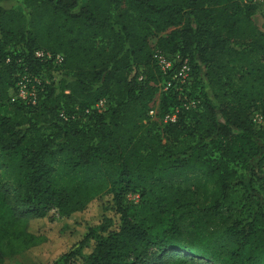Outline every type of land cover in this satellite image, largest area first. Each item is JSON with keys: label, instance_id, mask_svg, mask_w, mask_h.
Listing matches in <instances>:
<instances>
[{"label": "trees", "instance_id": "trees-1", "mask_svg": "<svg viewBox=\"0 0 264 264\" xmlns=\"http://www.w3.org/2000/svg\"><path fill=\"white\" fill-rule=\"evenodd\" d=\"M241 1L25 0L28 19L0 7V264L44 241L34 222L94 205L51 264H264V24ZM37 51L63 56L60 80L11 102L20 75L52 69ZM155 51L190 68L188 93L159 102L160 118L197 102L175 123L148 120L167 78Z\"/></svg>", "mask_w": 264, "mask_h": 264}, {"label": "rangeland", "instance_id": "rangeland-1", "mask_svg": "<svg viewBox=\"0 0 264 264\" xmlns=\"http://www.w3.org/2000/svg\"><path fill=\"white\" fill-rule=\"evenodd\" d=\"M113 2L114 9H112V11L116 12L115 10L117 8L119 9V11H122L124 9L122 0H113ZM241 3L243 5L253 6L254 14L252 16V22L259 30L262 31V26L264 24V4L256 2L255 0H242ZM0 7L10 12L13 11L20 13L27 19L29 18V14L31 12V8L27 4V2H25V0H0ZM171 30L172 29L166 31L164 34H162V36L168 34ZM156 53H159L164 58H166V60L171 63V68L170 70L164 72L160 69V67L155 63L153 59L158 71L162 74V76H167V78H163V80H161L157 84V92L152 103L150 104V110H153L155 115L153 117L148 116V120L159 125H165L162 118L159 117L158 110L161 96L165 94L172 86L174 90L182 94L184 92L185 95L189 91L188 85H190V81L189 76L184 82H181L179 79L174 77L176 71L179 68L177 67L175 69V64H178L180 62V59L178 57L172 58L159 51H155L153 53V56ZM35 56L46 61H51L53 65L52 69H43L39 77L30 76L28 74L20 75L18 77L19 80L16 83L15 91L11 96V102L19 101L23 104L35 105L39 94L43 91L44 85H48L51 82L60 80L63 73V71L61 70V66L64 61L61 54L53 56L49 52L37 51L35 53ZM54 67L56 69H54ZM184 104L185 102L182 103L180 107H177L180 112L181 110H186L184 108ZM108 106L109 104L106 100H101L100 102L95 104L91 110L103 112L108 108ZM253 122L258 126L263 125L262 118L259 113H255L253 115ZM254 189H256L260 193L264 202V179L261 182H255ZM127 200L129 203L136 204L138 202V196H127ZM100 213V208L94 205L89 207L84 213L73 216L69 221L34 222L35 232L42 234L44 237V241L40 245L31 248L28 251L22 252L21 254L13 258L6 259L1 264H51V262L59 254L66 251L71 245H73L82 237L86 225L96 221L99 218Z\"/></svg>", "mask_w": 264, "mask_h": 264}, {"label": "built area", "instance_id": "built-area-1", "mask_svg": "<svg viewBox=\"0 0 264 264\" xmlns=\"http://www.w3.org/2000/svg\"><path fill=\"white\" fill-rule=\"evenodd\" d=\"M255 1L264 4V0H255ZM153 59L162 71L165 72L167 70H170L171 63L169 61H167L166 58H164L161 54H159V53L154 54ZM189 73H190V68H189V65L187 64V61H183V62H181V64H180L178 70L176 71L174 77L179 79L181 82H184L188 78ZM196 107H197V102H195V101H187L184 104V108L187 111L190 109H195ZM178 113H179V110L174 109L171 113L166 114L162 117L163 122L165 124L175 123L177 120ZM154 115H155L154 111L150 110L148 113V116L153 117Z\"/></svg>", "mask_w": 264, "mask_h": 264}]
</instances>
